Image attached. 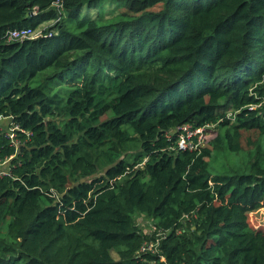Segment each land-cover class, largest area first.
Listing matches in <instances>:
<instances>
[{
  "label": "trees",
  "instance_id": "16d2710c",
  "mask_svg": "<svg viewBox=\"0 0 264 264\" xmlns=\"http://www.w3.org/2000/svg\"><path fill=\"white\" fill-rule=\"evenodd\" d=\"M55 1L0 0V264H264V0Z\"/></svg>",
  "mask_w": 264,
  "mask_h": 264
},
{
  "label": "rangeland",
  "instance_id": "374dc122",
  "mask_svg": "<svg viewBox=\"0 0 264 264\" xmlns=\"http://www.w3.org/2000/svg\"><path fill=\"white\" fill-rule=\"evenodd\" d=\"M116 4H122V2H115L109 3L108 1H105L103 3V9L102 10H93V9H87L84 8L82 10V15L85 16H91L96 17L99 13L102 14L105 18H112L118 13H123L126 11V8L123 5H116ZM107 8V9H105ZM160 7L153 8V11H158ZM50 23H44L36 27V29L31 30L29 35L26 37V40L32 39L39 35L40 30L46 26H48ZM228 116H231V113L228 114ZM8 122H4L2 124V131L7 132L8 131ZM210 131V132H209ZM207 135H206V141L211 140L215 138L216 134L214 131L209 129ZM258 139L257 132L250 131V132H242V137L240 140V144L242 147L243 153L249 151V149H253L255 146V142ZM246 155L237 154V155H227L226 157L224 155H220L219 157L213 156L211 160H209V164L212 171H226L233 168L238 167L241 165V163H245ZM215 157V158H214ZM242 164V165H243ZM226 165V167L222 166ZM136 225L138 226L139 230L144 233H151L153 230L152 228V221L147 219L144 216H136L135 217ZM248 224L252 229H258L264 230V207L255 209L251 211L248 214ZM112 256L114 259H117V255L115 252H112Z\"/></svg>",
  "mask_w": 264,
  "mask_h": 264
},
{
  "label": "built area",
  "instance_id": "2783aa9c",
  "mask_svg": "<svg viewBox=\"0 0 264 264\" xmlns=\"http://www.w3.org/2000/svg\"><path fill=\"white\" fill-rule=\"evenodd\" d=\"M54 5L57 8H60V0H56ZM31 30L33 29L22 28L10 30L7 32V37L9 40L23 41L26 40V37L29 35ZM5 120H7V118L0 116V125ZM209 129L212 130V127L193 128L191 125L182 126L177 138V148L182 151L190 152L199 150L205 145L206 135ZM15 130H17V127L11 128L9 126L8 131L5 134V137L13 144L17 143ZM9 161L10 158L0 160V177L8 174L7 164Z\"/></svg>",
  "mask_w": 264,
  "mask_h": 264
}]
</instances>
